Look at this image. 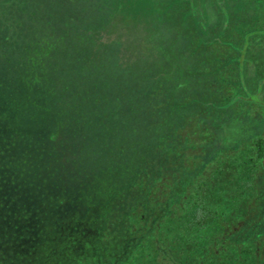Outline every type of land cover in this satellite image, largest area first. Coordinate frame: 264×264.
<instances>
[{
	"label": "rangeland",
	"instance_id": "374dc122",
	"mask_svg": "<svg viewBox=\"0 0 264 264\" xmlns=\"http://www.w3.org/2000/svg\"><path fill=\"white\" fill-rule=\"evenodd\" d=\"M41 1L16 0L11 10L12 18L18 17L20 22L23 21L22 34H24H21V37L17 34L10 42L9 54L13 57L21 56V61L27 53L23 51L22 43L29 42V27L35 25L31 23L35 20L28 15L40 18L38 6ZM182 1L185 0H136L134 2L126 0L117 7L113 0H93L94 3L105 2L107 7L98 11L111 14L110 22L100 32L101 40L115 42L119 49L118 63L137 73V67L154 64L158 56L161 59L168 57L167 48L170 42L159 45L158 42L153 41L151 35L158 29L162 36H168L169 22L172 21L173 12L186 9L182 13L183 21L188 19L191 26L196 27L200 26V17L205 26L206 17L216 18L214 13H217V22L213 23L216 29L215 34L210 29L206 31L202 28L203 41H207L205 43H208L209 47H213L216 40L219 41L217 42L219 45L216 44L220 51L215 57L222 58L220 63L227 62V53L230 52L228 53L230 55L234 49H239L240 52H233L234 58H229L231 61H238V64L242 63L241 67H243L245 62L251 60L249 68L256 83L252 81L251 85H246L243 88L245 91H241L240 94L243 96L252 94L250 90H253L260 82H264V26L261 27L257 23L261 31L257 33V28L254 26L257 20L256 14H244V10L245 6H249V9L257 10L259 13L258 9H264V0H241L243 8L239 0L235 2L224 0L230 2L229 9H226L228 4L224 1H222L223 4L218 5L219 0H197V3L205 9L207 6L210 8V3L213 1L217 4V9H207V11L200 10V7L199 10L195 8L194 0H187L186 3ZM82 6L85 7L82 8L83 12L91 14L94 10L91 4ZM60 7L62 11L73 9L72 5H66L64 2L60 3ZM74 7L77 8L76 3ZM33 8H36L35 11ZM231 13L238 14L241 23L246 24V30L238 31L234 27H232L233 30L230 29L229 18L234 22L237 21ZM167 16L170 18L165 19ZM169 35L173 36V33ZM134 47H137V51ZM205 52L210 55V49L207 48ZM6 59L7 50L5 46L0 45V67ZM231 74L232 72L230 74L224 72L212 77L209 76L210 74H204L198 78L199 84H195L194 87L184 85V88L191 99H198L200 93L195 91L203 81H206L209 89L205 92L209 95L208 108L214 110L215 105L219 104L223 98H229L231 106H237L233 110L234 115L243 109L246 113L242 114L248 115L254 121L253 130L248 126L245 117L226 120L225 133L209 126H206L208 128L198 127L197 124L204 125V122H208L206 115L198 113L197 122L193 118V122L190 120L186 122V125H182L186 127L180 132L181 135L176 141L173 133L181 129L177 122L179 120L177 114H184L188 103L186 107L179 106L174 111L175 117L172 120L167 119L162 122L165 118L160 115L164 113L162 106L168 105L162 100L164 104H157V107L158 110L163 108V112H157L151 117L156 123H160L156 127V136L152 140L155 145L152 147L154 151L151 162L138 159L141 164L130 170L131 174H126L125 177L122 175L126 170H119L122 179L118 184L113 183L114 180L110 177L113 174L114 163H110V160L104 161L107 158L104 153L107 147L102 136L108 137L109 131L99 130L97 137L93 138L92 130L78 134L81 131L78 121L70 122L71 124L65 121L63 124L60 122L63 126L53 143L45 141L48 142L47 149L35 151L37 144L34 141L16 136V131L13 132V127L9 126L6 116L0 119V138L6 137L5 143L0 139L2 140L0 143V262L4 264L6 260L5 264H7V260L11 258L22 264H34L30 262L31 259H35V264H55V260L57 263L67 262L68 264H96L95 261L99 264H123L126 260L127 264H138L135 250L150 237L149 234L152 232L143 231L144 225L146 230L152 228L157 222L164 227L170 219L166 215L169 214L170 206L174 203L172 210L176 211L175 216H179L178 206L184 201L181 197L187 186H190L189 196L193 197L194 185L204 179L206 204H209L210 208L218 205L221 209V206L227 203L241 205L240 209L232 210L238 214L233 227L239 229L237 233L240 234L242 241L245 239L243 243L250 245H242L238 238V248L242 250V253H239L240 257L231 256L233 259L239 258V261H235L234 264L243 261L245 256L246 260L243 261L245 263L242 264H255L252 261L253 256L264 254V236L247 242L252 239V233L255 230L248 229L246 222L259 219L261 230H264V211H262L264 206L262 207L261 204L259 213L256 209L259 203L254 205L256 201L254 196L258 197L257 192L261 188L264 192V166L261 167L258 159L257 164L254 165L252 159L255 146L253 143L258 139L264 142V90L259 95V97L262 96L263 102L256 96L254 97L256 105L251 102L241 104L239 100H235L239 85L225 84L224 80L231 79ZM234 77L237 79L236 75ZM16 85L11 81L7 89L17 92ZM174 85L175 91H178L180 89L178 81ZM167 95L168 93H162L158 97L163 99ZM69 99L72 100L70 97ZM70 113L73 115L74 110ZM221 118L222 116L211 118V120L215 123ZM260 121L261 124H259ZM26 125L33 128V125ZM259 132L260 137H254ZM114 133L118 137L132 135L129 130L124 129H115ZM134 138H137V135ZM44 139L47 140L45 137ZM136 140L137 145L128 146L130 149L126 147V151L122 147L118 148L122 157H138L142 153V138ZM25 150L27 151L24 153ZM115 155L116 153L112 154V156ZM218 158H221L219 171L217 174L212 173L216 169L214 163ZM107 166H112L111 171H105L103 174ZM246 180L250 182V186L246 187V195L240 199L241 197H236L235 193H238L242 182ZM225 198L229 202H226ZM180 199L181 202L177 204L176 202ZM186 212V210L180 212L185 219ZM190 212L191 209H188L187 213ZM161 218L163 220H160ZM184 222L188 223V220ZM242 226H246V229ZM138 232L141 235H138ZM153 232L152 236L156 231ZM158 233L148 239L153 246L162 250L159 249L155 264H172L171 250L173 249L168 250L164 245L158 246L157 240L161 236V233ZM162 237L165 238V236ZM174 240L173 236L171 244L175 242ZM187 242L188 236L183 241L184 246L188 245ZM183 244L174 247L173 251L180 250ZM245 247L249 248V251H246ZM194 253L196 252L192 254ZM43 255L45 259H42ZM201 256L196 257L201 258Z\"/></svg>",
	"mask_w": 264,
	"mask_h": 264
},
{
	"label": "trees",
	"instance_id": "16d2710c",
	"mask_svg": "<svg viewBox=\"0 0 264 264\" xmlns=\"http://www.w3.org/2000/svg\"><path fill=\"white\" fill-rule=\"evenodd\" d=\"M72 1L75 2L72 3ZM125 1L113 0L117 7ZM134 1L136 0H128V2ZM222 1L224 0H219L218 5L220 3L223 4ZM230 1L235 2V0ZM62 2L66 5H72L73 9L71 11H62L60 7V3ZM186 2L187 0L182 1V3ZM15 3L16 0H0V45L5 46L7 50V59L0 67V119L6 116L9 126L13 127V132L16 131V136L29 138L30 141H34L37 144L35 151L42 150V148L47 149L48 142L45 141L53 143L64 121L68 123L78 121L79 127H81L79 135H81L82 131L92 130L94 132L92 137L96 138L99 130L109 131L108 137L102 136L107 147V151L104 152L107 158L104 161L110 160V163H114L113 174L110 177L114 180L112 181L113 183L118 184L121 183L122 177H125L126 174H131L130 170L141 164L138 159L151 162L154 151L152 147L155 145V142L152 140L156 136V127L160 124L156 123L151 117L156 115L157 112L164 111L163 114H160L161 116H165L162 122L167 119L172 120L175 117L174 111L179 106L186 107L188 103L186 112L184 114H177V119H179L177 122L181 126V129L175 134L173 133L176 141L181 135L180 132L186 127H182V125H186V122H190V120L193 122V118L197 122L199 120L198 113H203L208 119V122H204L206 125L197 124L196 126L198 127L204 126L208 128L206 126H209L225 133L226 120L245 117L248 126L253 130L254 121L248 115L242 114L246 113L243 109H240L237 115H234L233 110L237 106H231V103L228 101L229 98H223L219 104L215 105L216 108L214 110L208 108L210 106L209 99L207 98L209 95L205 92L209 89L207 88L208 84L206 81H203L202 85L195 91L200 93L198 99H191L184 88V85H192L194 87L195 84H199L198 78L204 74H210L209 76L212 77L216 74L224 72L230 74L232 72L230 75L231 79L224 81L228 86L239 85V92L235 96V100H239V103L247 104L251 102L256 105L254 97H259L263 93L264 82H260L253 90H250V92H253L252 94L246 96L240 94L246 85H251L252 81L256 83V80H253L254 76L251 74L249 61L245 62L244 66L241 67L242 63L238 64V61H231L229 59L231 57L234 58L232 53H238L239 49H234L230 55L228 54L230 52H228L226 55L227 62L220 63L222 62V58L215 57L220 51L217 48L219 47L217 46V44L219 45L217 43L219 41L216 40L217 44L214 43L213 47H209L208 43H205L207 41H203L202 28L206 31L210 29L215 34L216 29L214 24L217 22V13H214L216 18L214 16L206 17L207 22H205V26L203 19L200 17V26L196 27L191 26L188 19L185 22L183 21L182 13L186 9L173 12L172 21L169 22L170 26L168 28L169 34L172 32L173 36L169 34L168 36H162L163 34L158 32L157 27V30L151 35V38L153 36V41L158 42L159 45L165 44L167 41L171 43H169L167 48L168 57L161 59L158 56L156 64L137 67L136 73V71L126 69L118 63L117 54L119 53V49L115 45V42L101 40L102 36L100 32L110 22L111 14H106L103 11L99 12L98 9L107 7V4L105 2L94 3L93 0H42L38 6L40 18L28 15L32 20H35V22H31L35 25L29 27V42L22 43L23 51H27L26 57L21 61V56H11L9 54L10 42L17 34L21 37L22 30H24L22 29L23 21L20 22L18 17L13 16L12 18L13 12L11 10L14 8ZM75 3L77 8L74 7ZM194 3L195 8L198 10L199 7L203 11L218 8L214 1L210 3V8L207 6V9L198 4L197 0H194ZM224 3L228 4L226 9L231 8L230 2L224 1ZM239 3L242 5L241 0H239ZM84 4H91V8L94 9L91 14L83 12L82 8L85 7L82 5ZM241 7L243 8V5ZM245 8L244 14H256L255 18L257 20L254 22V26L257 28V33H260V27H257V23L261 27L264 26V9H258L259 13H257V10L249 9V6H245ZM35 9L33 8L34 11ZM231 15L237 21L234 22L229 18L228 26H230V29L234 27L238 31L240 29L246 30V24L241 23L238 14L231 13ZM170 16H167L165 19H169ZM36 33H38V37H36ZM207 48L210 49V55H207L205 52ZM134 50L137 51V47H134ZM241 70L242 73H240ZM234 75H236L237 79ZM11 81L17 84L15 86L17 92L7 89ZM176 81H178L180 88L178 91H175L176 86L174 83ZM202 91H204L206 96L204 93L202 94ZM162 93H168V95L160 99L158 95L161 96ZM259 98L262 99V96ZM155 99H157L156 102ZM162 100L168 103L167 106H162L164 107L163 111V108L158 110L159 108L157 107V104H164ZM227 106L229 107L226 108ZM259 109L262 111L261 108ZM71 110H74L73 115L70 113ZM221 116L220 121L212 122L211 118ZM26 124L33 125V128H30ZM259 124H261V121ZM115 129L129 130L132 135L130 137H118L114 133ZM260 134L259 132L254 137H260ZM135 135H137V138H142V153L138 157H122L121 153L118 152V148L122 147L126 151V147L130 149L128 146L137 145V138H134ZM0 139L4 140L5 143V136ZM2 140H0V143ZM253 144L255 145L252 158L253 164L256 165V160L258 159L263 168L264 142L258 139ZM113 153H116V155L112 156ZM220 163L221 158H218L214 163L216 169H219ZM111 168L112 166H107L106 170H103V174L105 171H111ZM119 170L126 171L122 175L119 174ZM205 186L206 181L204 179L198 181L193 187V197L189 196V199H185L181 203V207H179L181 212L191 209L190 213L186 212V219L180 214L179 216H175L177 219H180L181 216L182 221L188 220L186 224H176L179 230L175 233L177 236H174L175 242L173 244L175 247L181 246L186 238L181 230L184 227L193 230L191 231L193 240L188 246H184L183 244L178 252L173 251L172 264H214L211 260L212 257L204 256L198 259L196 256L185 253L190 249L193 252H198L200 249V239H203L205 243V240L207 241L212 236H216V238L218 237L217 243L223 246L229 243V241H233L224 232L231 230V227L236 222V217H238V214L232 210L236 211L240 209L241 205L227 203L221 206V209L218 205L210 208L209 204L204 203L206 199ZM248 186H250V182L247 180L243 181L238 193H235L236 197H241L240 199L244 198L246 187ZM262 190L263 188L257 192L258 199L254 196L256 200L254 205L259 203V207L257 206L256 208L259 213L261 204L262 207L264 206V192ZM225 200L229 202L226 198ZM247 225H251L252 229L255 230L252 233V239L247 240V242L264 236V230H261L262 227L259 225V219L251 222L248 220L246 222ZM246 226L242 227L245 228ZM201 228L208 230L203 238H199L196 234L197 230L201 231ZM217 228L220 229L219 234L213 232ZM165 230L167 231L166 228ZM237 237L242 242L239 233H237ZM245 245L250 244L245 243ZM245 250L249 251V248L245 247ZM37 252L40 253V251ZM237 257H240V254ZM42 259H45L44 255ZM238 259L229 257L226 260H221L219 264H234L235 261H239ZM34 260L31 259L30 262H34L35 264ZM244 260H246V256ZM12 261L14 264H22V262H15L11 258L7 260V264H10ZM243 261L238 264L245 263ZM252 261L255 264H264V254L254 255ZM153 262L154 259L151 258L146 264H152ZM42 263H44V260H42ZM95 263L99 264L97 261ZM55 264L68 263H57L55 260Z\"/></svg>",
	"mask_w": 264,
	"mask_h": 264
},
{
	"label": "flooded vegetation",
	"instance_id": "af4514ba",
	"mask_svg": "<svg viewBox=\"0 0 264 264\" xmlns=\"http://www.w3.org/2000/svg\"><path fill=\"white\" fill-rule=\"evenodd\" d=\"M212 170L213 169H211V171ZM218 171H219V169H215V170H213L212 173H216L217 174ZM189 188H190V186H187V189L185 190V193L181 197V199H183V200L189 199V194H190V193L188 194ZM158 189H160L161 191L163 190L161 188H158ZM181 199L178 202H176V203L179 204L181 202ZM204 203L206 204V199L204 200ZM174 205H175V203L172 206H174ZM172 206H170L169 214L166 215V217H169L170 219L167 218L168 221H167V224L164 227L160 223L157 222L156 224H154L155 227L153 225L152 228L146 230V228H144L146 226L144 225V227L142 228V230L146 231V232L147 231H152L149 234L150 235L149 238H153V236H155L158 232L161 233L160 239L157 240L158 241V246L164 245L168 250H171V248L174 250V247H175V245L171 244L170 241H171L172 237L176 235L175 233L178 232V230H179L176 227V224L180 223V224L183 225L184 223H186V222L182 221L181 217H180V219H177L175 217V212L176 211L172 210L173 209ZM178 207H181V203H180V205ZM186 211L188 212V209ZM180 212L181 211H180V208H179V214H180ZM160 220H163V218H161ZM220 224L223 225L222 223H220ZM234 224H236V222ZM212 225H213V223H212ZM234 227L232 226L230 231H225L224 232V233L227 234V236L229 237L230 240H233V241H229V243H226L225 246H223L222 244H218L217 243L218 237L216 238V236L215 237L212 236L211 239H208L207 241L205 240V243L203 242V239H200L201 242H200V245H199V247H200L199 251L194 253V254H192L191 252H193V250L190 249V250H188L189 254H187V255H193V256L202 255L201 258L204 257V256L205 257H212L211 258L212 263L219 264L221 262V260H226L229 257H232L231 255L237 256L239 253L241 254L242 250L238 248V237H237V232H238L237 230L238 229L237 228L234 229ZM165 228L167 229V231L165 230ZM250 228H252L251 225H249L248 229H250ZM134 229L137 230L136 226H134ZM183 229H181L182 230V234L185 235L186 238L188 236V242L187 243H188V245H190L191 241L193 240V237H192V234H191V231H193V230L188 228V227L187 228L184 227ZM232 229H234V230H232ZM153 231H156V233L152 236L151 234L154 233ZM139 232H141V231H139ZM139 232H138V235H141V233H139ZM207 232H208L207 229H205V228L202 229L201 228V231L197 230L196 234H197V236L199 238H203ZM213 232L215 234H219L220 229L217 228ZM221 233H222V231H221ZM162 236H165V238L162 237ZM148 239L146 241H144L140 247L137 246V249L135 250V252L137 253V255H136L137 259L139 261L138 264L148 263L151 258L154 259V262L152 264L156 263V260H157V256L156 255L159 253V249L160 248H158L156 246H153L152 242L149 241ZM241 243H242V245L245 244V243H243V241ZM188 245H186V246H188ZM173 250H171V254L172 255H174ZM160 251H162V250L160 249ZM128 255L129 254H127V256ZM201 258H198V259H201ZM123 264H127L126 260L123 262Z\"/></svg>",
	"mask_w": 264,
	"mask_h": 264
},
{
	"label": "crops",
	"instance_id": "0c3cea01",
	"mask_svg": "<svg viewBox=\"0 0 264 264\" xmlns=\"http://www.w3.org/2000/svg\"><path fill=\"white\" fill-rule=\"evenodd\" d=\"M251 62V60H249V63Z\"/></svg>",
	"mask_w": 264,
	"mask_h": 264
}]
</instances>
